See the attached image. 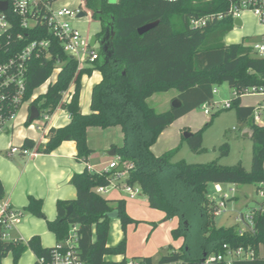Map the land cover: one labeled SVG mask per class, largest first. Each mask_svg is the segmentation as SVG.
<instances>
[{"label": "trees", "instance_id": "trees-1", "mask_svg": "<svg viewBox=\"0 0 264 264\" xmlns=\"http://www.w3.org/2000/svg\"><path fill=\"white\" fill-rule=\"evenodd\" d=\"M5 1V0H3ZM227 0H88L87 7L93 11L94 19L101 22L102 39L110 37L109 55L103 54L92 68H79L75 59L68 57L60 44L51 38V58L45 54L34 57L28 65V96L44 85L54 74L60 61L61 71L47 91L39 95L33 105L41 111L54 113L58 108L70 114L68 125L51 128L47 143L37 147L39 153H52L62 143L73 141L77 145V158L87 162L93 150L88 145V129L121 127L123 145L116 147L119 163L128 171L126 183L139 186L148 199L151 209L162 211L168 219L178 218V227L171 231L174 240H182L177 249L168 247V254L160 264H220L206 263L205 256L224 252V245L231 248L252 247L257 252L264 248V212L252 210L254 230L241 234L237 227L215 225L216 202L209 196V185H257L264 183V126L254 121V107L241 103V95L252 88L264 86V59L252 46L226 44L225 38L235 29L231 18L217 21L206 28L190 26L192 17L211 13H225ZM179 19V23L174 21ZM160 22L151 31L140 35L138 30L148 24ZM39 34L25 32L29 41L48 38L47 30ZM98 37V35H96ZM93 70L102 73V80L92 91L91 113L83 114L80 107L82 77ZM228 84L237 95L231 100L240 122L248 125L252 132V164L247 170L242 164L231 167L208 164H190L185 160L173 162L176 150L157 157L152 147L161 133L175 121L214 100V89ZM68 102L64 93L70 91ZM179 92L175 100L179 108L158 113L148 104L157 93L170 90ZM195 132L187 141L193 151H201L203 131ZM30 122H28L29 124ZM24 147L35 148L33 140L27 138ZM221 156L230 153L228 144L221 148ZM128 165H133L129 170ZM115 171L94 172L86 168L75 174L72 184L77 190L74 200L57 203V218L47 220V226L62 244L71 229L76 228L79 256L85 264H127L128 260L114 257L124 256L127 241L118 245L108 243L111 221L108 214L118 211L122 230L139 221L127 212L126 200H112L96 193L99 186H109ZM260 187H258L259 189ZM5 198V189L0 181V201ZM73 207L68 214L69 207ZM26 211L46 219L43 200L31 197ZM56 245V246H57ZM45 248L39 236L28 242L9 241L0 233V264L9 254L13 264L31 250L41 264L50 262L53 251ZM136 259V258H135ZM153 264L151 257H140ZM234 264H264V258L240 261Z\"/></svg>", "mask_w": 264, "mask_h": 264}, {"label": "built area", "instance_id": "built-area-1", "mask_svg": "<svg viewBox=\"0 0 264 264\" xmlns=\"http://www.w3.org/2000/svg\"><path fill=\"white\" fill-rule=\"evenodd\" d=\"M8 2V10L0 11V136L15 134L18 124V112L26 110L25 125L33 126L36 122L40 124L36 127L37 130L45 132L51 113L47 110L40 111V117L32 123H29L31 116V107L38 96H28L27 94V74L30 61L36 57L45 54L51 58L50 49L52 46L51 38L55 39L62 47L63 52L70 58L75 59L79 63V68L93 65L100 58V52L97 50V45L91 46V38L84 37L75 22L81 20V14L86 11L83 9L87 6L88 0H81V4L76 8L56 7L58 0H5ZM176 1V0H166ZM229 6L225 13H211L203 16H196L190 19V26L195 29H203L209 25L231 18L233 22L236 19L243 21L245 13H253L259 23L264 26V0H227ZM236 27V26H235ZM47 30L48 38H35L29 41L25 36V32L30 31L31 34H39V29ZM255 53L264 59V35L263 41L253 46ZM61 62H58L52 76L57 77L61 71ZM51 76V77H52ZM51 78L46 82L49 83ZM51 84V83H50ZM49 84V85H50ZM70 91L64 93V102H68ZM216 90L214 89V94ZM237 93L234 91V96ZM245 95H262L264 96V86L252 88L246 91ZM218 104V103H217ZM213 101L203 106L206 115L211 114V110L217 105ZM221 109L227 110L232 106L231 101H223ZM20 119V118H19ZM254 121L261 125L263 115L259 109L254 113ZM47 132V137H48ZM36 144V143H35ZM37 145L35 148H26L24 143L17 145L14 142L10 143L9 155H22L24 157H33L37 153ZM118 162L114 161L109 165V170L118 168ZM129 170L133 165H128ZM128 171L116 173L112 178L109 186H99L95 189L99 195H105L112 189H122L130 199L138 198L143 192L139 186H131L125 183L122 187L118 181L122 178H127ZM236 188H231L230 192L236 193ZM215 196H210L216 202L215 216L226 213L227 201L232 199V195L223 194V188L215 185ZM257 195L262 204L256 209L264 212V183L260 184L257 189ZM22 220V213L13 209L11 205L0 201V233L3 239L8 240L9 231L15 228ZM235 221L238 231L252 232L254 230L253 212L249 214H237ZM76 228L73 227L69 233V237L60 245L56 246L53 251V257L47 264H85L79 256L76 234ZM224 252L212 253L205 256L206 263L234 264L240 261H252L258 258H264V254L257 252L252 247L231 248L224 245ZM41 264H45L44 259L40 260ZM127 264H147L143 259H131ZM182 264V263H175Z\"/></svg>", "mask_w": 264, "mask_h": 264}, {"label": "crops", "instance_id": "crops-1", "mask_svg": "<svg viewBox=\"0 0 264 264\" xmlns=\"http://www.w3.org/2000/svg\"><path fill=\"white\" fill-rule=\"evenodd\" d=\"M66 1L67 2L64 4V6L61 7L76 8L77 6H79V4H81V0L80 1L66 0ZM243 26H244V21H243ZM243 42L247 46H252V45H248V43H246L245 41ZM83 68H91V67L84 66ZM102 78H103L102 73L99 70H93L90 75H84L82 77L80 107L83 114L91 113L92 91L94 86L101 82ZM223 86L224 85L215 88L216 93L214 94L213 102L216 104H217V98L221 99L222 101V98H219L220 96L223 97V101H227V100L231 101V99H227L226 96H224L225 92L223 90ZM73 88L74 86L71 87V91L73 90ZM231 90L232 91L230 92V94L234 96V90L232 88ZM241 103L243 106L254 107L256 109H259L263 115V122H264V96L245 95L241 97ZM193 112L194 111L181 117L161 133L156 144L152 147V151L157 157L163 155L166 152H170L174 150L178 151L182 147L184 132L186 130H191L190 124L192 121L191 115ZM26 115H27V111L25 110V114L21 119V121H18V124L19 123L25 124ZM69 122H70V114L66 110L62 108H58L54 113H51L46 131L41 132L38 130L40 134L38 138H32L25 135L21 137L17 135L20 142L16 143L15 142L16 134H14L12 139L9 140L8 142L4 141L5 135L0 136V181L2 182L3 187L5 189V198L1 202L11 205L13 209L22 213L21 222L15 228L9 231V235H10L8 239L9 241L20 240V241L28 242L34 236H39L43 247L45 248L55 247L57 245V239L55 235L51 231H49L47 226V220L53 221L57 218L58 201L74 200L77 198V190L72 184L73 176L75 174L82 173L86 168H89L91 171L94 172L115 171L116 173L117 169L109 170V165L114 161L118 162V164L120 165L119 159L117 157V154L116 156H111L110 153L114 149H116V147H121L123 145L124 136L121 127H112L109 129L91 127L88 129V145L93 150V153L90 155L89 160L87 162L81 161L76 157L77 145L73 141L62 143L55 151L49 154L37 153L33 157H24L22 155H14V156L9 155L8 150L11 142H14L17 145H21L24 143V141L27 138H29L33 140L37 146L43 145L48 141L47 132L51 128L64 127L68 125ZM262 126H264V123L262 124ZM245 133L249 134L248 125L245 128ZM126 179L127 178H122L121 180H119L118 181L119 186L122 187L126 183ZM219 186L222 187V185ZM230 186L232 188H236L237 190L236 193L232 195L233 200L231 199L232 200L231 203H238L240 201V197H239L240 190L242 189V187H245L246 185H230ZM258 187L260 186L255 185L256 192ZM215 194L216 193L214 192L213 195L215 196ZM105 195H107L108 199H112V200H121V199L132 200L120 188L112 189ZM244 196L247 199L250 198V196L246 193ZM31 197L43 200V211L46 219L38 218L26 211V207L28 206ZM140 201L141 204L143 205L138 207L137 210L134 211L135 213L128 207V203L126 201L127 212L133 219H135L134 217L136 216L137 213L143 212L146 209V206H149L148 199L146 196L144 200H140ZM262 203H263L262 200H257L256 201L257 207H259ZM164 215L166 216L165 213ZM163 217H164L163 214H161V218ZM178 224H179V220H178ZM119 226L122 229L120 220L111 221V229L108 240L110 246L113 244L112 241L110 240L112 227L119 228ZM161 227L167 230L168 240L170 239V237L172 238L171 231L175 227H167L164 224H161ZM120 242L121 240L118 242V244ZM181 244H182V240H180V244L178 245V248L181 246ZM116 245H112V246H116ZM260 251L262 254H264L263 247L260 248ZM33 255L35 256L34 253ZM27 257L30 258V256ZM123 257L127 259L126 254L124 256L114 257L113 259L121 260Z\"/></svg>", "mask_w": 264, "mask_h": 264}, {"label": "rangeland", "instance_id": "rangeland-1", "mask_svg": "<svg viewBox=\"0 0 264 264\" xmlns=\"http://www.w3.org/2000/svg\"><path fill=\"white\" fill-rule=\"evenodd\" d=\"M66 2V0H58L56 2V7L64 6ZM109 2L116 3L117 0H109ZM83 9L86 11V15L81 20H77L75 25L84 37L91 38L92 36L98 35L96 45L97 50L101 52V22L94 19L93 11L87 6H85ZM174 21L179 23L178 18H175ZM243 21V27H237L227 35L225 38L226 44H241L243 41H245L248 43V45L255 46L263 41L264 26L259 23L257 17L253 13L248 12L244 14ZM88 67L92 68L93 65H88ZM55 80L56 77L52 76L50 82L45 83L40 88H38L35 91V94L37 96L44 94L47 91L49 84L53 83ZM223 90L225 92L224 96H226L227 99L232 100L234 98V96L230 94L232 90L228 84H224ZM178 94L179 92L177 90H172L169 93H157L148 100V104L158 113H164L171 109ZM219 98H222V101L221 99L217 98L218 104L211 110V114L208 116L205 115L203 107L194 110L191 115L192 121L190 124L192 131H185L195 133L205 128V126L211 122L213 117L216 116L212 124L203 131L202 150L193 151L190 148L188 142L183 140L182 147L176 152L173 158L174 162L182 160H185L190 164H208L217 162L219 165L226 167L242 164L247 170L251 169L253 141L252 139L244 137L247 124L238 120L236 110L234 108L227 110L221 109L223 97L220 96ZM24 114V109L18 112V121H21ZM39 124V122H36L33 126L25 125L23 123L17 124L15 131V142H20L17 135L21 137L25 135L32 138H38L40 134L36 127ZM11 139L12 135H5L4 141L8 142ZM225 144L229 145L230 153L229 156L222 157L220 148ZM222 188L223 194L221 195H232L230 192L232 187L230 185H222ZM208 191L209 195L212 196L215 192V186L212 184L209 185ZM245 193L248 194L250 198L247 199L244 196ZM104 197L107 198V195H104ZM239 197L240 201L238 203H231L233 199L227 201L228 211L215 217V225L217 227H237V223L235 221L237 214H249L254 208L257 207L256 201L260 200L259 196L257 195L255 185H246L245 187H242ZM144 198L145 195L142 193L136 200H125L128 203V207L134 212L138 207L143 205L141 204L140 200H144ZM161 214H163V218H161ZM134 218L139 221L137 226H130L127 232H124L120 226L119 228L112 227L111 232L110 240L113 243L112 245H116L120 240L122 241V239H126L127 260L134 258L137 259L140 257H151L153 264H160L161 258L167 255L169 252V245L172 244L178 248L180 240H174L171 237L168 240L167 230L161 227V224H164L167 227L176 228L178 226V218L175 217L168 219L163 212L151 209L149 206H146V209L143 212L137 213ZM114 220L119 219H112V221ZM27 256H30V258ZM35 262V256L31 251L27 250L21 256L18 264H35ZM2 264H13L12 254H9L7 257H5L2 261Z\"/></svg>", "mask_w": 264, "mask_h": 264}, {"label": "water", "instance_id": "water-1", "mask_svg": "<svg viewBox=\"0 0 264 264\" xmlns=\"http://www.w3.org/2000/svg\"><path fill=\"white\" fill-rule=\"evenodd\" d=\"M8 10V2L7 1H3V0H0V11L2 12H6ZM86 13L83 12L81 14V16H85ZM159 21L158 22H154V23H151V24H148V25H145L143 27H141L138 32L140 35H144L145 33L151 31L152 29H154L155 27H157L159 25ZM234 25L236 27H242L243 26V21L241 19H236L235 22H234ZM109 39L110 37L108 36V34L102 39V42H101V47H102V51H103V54L105 55H109V50H110V43H109ZM97 40H98V37L97 36H92L91 37V41H90V45L93 47L95 46V44L97 43ZM181 106V102L179 100H175L173 102V105L172 107L173 108H179ZM40 117V111L39 109L36 107V106H32L31 107V116H30V119H29V122L32 123L34 122L35 120H38ZM194 133L192 132H185L184 133V138L185 139H190L192 136H193ZM244 137L245 138H251L252 137V132L249 128V134L248 133H245L244 134ZM117 154V151L116 149H114L110 155L111 156H116ZM125 172V166L123 164H120L119 167L117 168L116 170V173H123ZM72 210H73V207H69L68 209V214L70 215L72 213ZM119 214H118V211H113L111 213L108 214V217L110 219H116L118 218Z\"/></svg>", "mask_w": 264, "mask_h": 264}]
</instances>
